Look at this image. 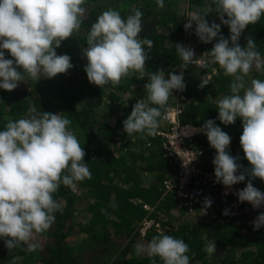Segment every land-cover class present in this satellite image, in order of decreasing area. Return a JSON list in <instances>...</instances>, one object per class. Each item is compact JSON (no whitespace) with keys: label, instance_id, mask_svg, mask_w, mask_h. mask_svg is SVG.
<instances>
[{"label":"clouds","instance_id":"1","mask_svg":"<svg viewBox=\"0 0 264 264\" xmlns=\"http://www.w3.org/2000/svg\"><path fill=\"white\" fill-rule=\"evenodd\" d=\"M85 5L86 0H0V89L11 92L26 80L52 79L68 73L74 67L71 57L58 55L56 49L81 32ZM157 5L162 9L164 0H157ZM212 12L229 27L230 40L220 35L221 24H209L206 17ZM142 17L143 13L136 8L126 18L113 8L97 17L87 31V47L82 49L87 60L84 71L90 83L104 88L109 84L118 86L135 73L143 78L155 45L153 40L140 36ZM187 17L185 30L195 24V34L201 42L216 40L208 54L225 76L233 77L231 94L217 100L218 119L224 125H233L237 119L243 122L240 145L250 167L242 171L240 158L229 151L231 136L215 120L208 119L201 129L192 131H202L216 150V182L230 189L250 177L246 187L236 194L241 203L246 201L259 209L264 205V192L252 181L264 180V80L252 79L251 86L246 87L245 77L253 66L258 71L264 68V59L254 39L248 36L246 47H241L239 40L249 25L264 17V0H212L211 5L197 8ZM175 48L185 69L195 62L194 49L182 44ZM5 52L12 58H6ZM168 77L163 70L150 74L145 85L147 103L138 100L123 121L127 135H156L160 119L166 118L164 113L169 110L173 90L186 89L183 72H171ZM201 80V88L210 83L207 76ZM28 112L26 118L8 120L0 131V238L10 251L21 245H27L29 252L40 248L36 235L49 231L56 221L54 214L63 210L54 194L61 185L74 190L77 182L91 179L92 175L84 147L69 118L38 112L35 104L29 106ZM212 203L210 198L205 199L206 208ZM228 214L225 210L224 215ZM252 223L254 230L264 227V212ZM135 251L137 255L159 257L163 264H190L188 243L169 234L153 236L146 245L137 243ZM204 251L214 254L216 244L206 245ZM17 260L19 257H13L11 264Z\"/></svg>","mask_w":264,"mask_h":264},{"label":"trees","instance_id":"2","mask_svg":"<svg viewBox=\"0 0 264 264\" xmlns=\"http://www.w3.org/2000/svg\"><path fill=\"white\" fill-rule=\"evenodd\" d=\"M211 2L212 0H187V6L182 10L178 6V0H164L165 6L162 9L158 7L157 0H86V18L83 20L81 32L74 34L75 39L84 48L87 47L88 29L103 11L113 8L125 18L131 14L133 8L143 13V31L140 36L153 40L155 45L150 52L151 58L146 63L143 78H140L139 73H135L124 78L118 86L109 84L101 88L89 82L85 71L83 75V71L75 73L70 69L68 73L59 74L52 79L42 77L36 82L39 87L34 86L35 84L22 85L21 82L11 92L0 89V131L5 129L8 120L26 118L31 104H35L38 112L62 114L71 120V128L76 131L77 137L78 133H81L78 139L84 147L85 161L92 174L91 179L81 182L88 186L90 194L94 196V200L89 201L85 198L87 201L82 200L83 203L80 204L76 190L61 185L54 194V199L62 204L63 210L54 214L55 224L47 231L53 240L44 247L29 252L26 250L27 245H21L10 251L4 239L0 238V264H11L13 257H19L16 264H81V258L87 254L82 249L86 244L93 240L105 242L114 238L117 244L121 243L119 238L124 242L127 239L128 243L119 247L111 264H153V260L155 264H163L159 257L130 254V249L136 243L142 241L146 245L153 236L161 233L183 239L188 243L190 264H264V227L254 230V226L248 225L244 219L219 222L194 218L179 224H169L170 227L163 230L155 226L157 211L164 209L170 212L176 205V200L171 195L162 197L161 189L167 172H174L175 166L163 157L162 141L157 133L155 136L135 133L139 136L133 140L134 136L127 135L123 129V121L130 115L136 101L132 105L125 104L121 107L123 101L120 99V93L131 90L133 95L130 101H133L140 94L147 93L145 85L149 82L152 72H158L164 66L165 69H172L174 66L183 65L184 61L177 54L175 45H183L187 36L197 37L195 24L190 30L186 31L184 28L188 23L187 15L197 8L211 5ZM206 19L209 24L212 22L221 24L220 35L230 40L229 27L222 24L215 12L210 13ZM248 36L256 41V49L264 59V17L245 29L239 40L241 47H246ZM215 42L217 41L205 44L198 38L197 47L205 49L208 53ZM67 43L68 40L63 41L61 47L56 49L58 55L64 53L60 49H68ZM5 56L8 59L12 58L7 52ZM208 56L211 62L205 68L212 71L213 78H209L207 73L191 72V64L187 69L183 67L186 98L181 101L182 112L179 118L182 123L192 122L197 125L204 124L208 119L215 120L216 125L231 136L230 154L240 158L238 163L243 165V171L250 167L240 145L243 122L237 119L233 125H224L218 119L217 100L231 94L230 84L233 77L225 76L223 69L213 62L209 54ZM205 76L209 78L210 83L201 88V79ZM257 76L264 77V74L260 70H254L245 77L248 87L251 86V80ZM215 95H219L217 99L213 98ZM102 104L106 105L107 111L111 110V115H117L116 124H109L100 117L97 110H101ZM118 105H120L119 109ZM149 106L157 107L151 104ZM165 123L164 118H161L158 128ZM109 131L113 137H117L114 146L96 148L99 135L107 137L105 135L109 134ZM193 139L195 145L203 149L205 166L214 169L213 159L216 150L210 146L207 136L196 135ZM135 145L141 146L142 149L134 150ZM124 149L133 155L135 161L137 158H145V162H138L140 171H155L159 181L155 182L154 178H151L150 182L145 181L147 178L144 179L140 174L145 181L141 184L140 177H137L132 170L135 166L124 162ZM249 179L250 177L246 176V180ZM144 202L153 204L155 209L146 210L143 207ZM87 210L91 213L88 216L89 222L85 223L83 219L81 220V227L87 231V235L71 243L69 237L75 226L74 219L79 217L81 211L84 213ZM110 213L116 218H112ZM148 214L155 217L152 223L154 228L145 220L144 216ZM99 219L102 222V229L98 231L91 229L90 224L96 223ZM111 224L116 229L114 237L109 231ZM208 244H216V252L212 255L204 251Z\"/></svg>","mask_w":264,"mask_h":264},{"label":"built area","instance_id":"3","mask_svg":"<svg viewBox=\"0 0 264 264\" xmlns=\"http://www.w3.org/2000/svg\"><path fill=\"white\" fill-rule=\"evenodd\" d=\"M167 108L169 110L164 113L166 123L158 128L157 135L162 141V154L175 166V171L163 180V194L171 195L189 215L213 221L239 218L254 226L252 221L260 212H264V205L255 209L246 201L241 203L236 194L246 187L248 180L233 185L230 189L222 182L217 183L214 169L204 164L203 149L194 143V136L203 132L192 130L201 129L202 126L192 122L182 123L179 118L182 107L173 104L171 100L168 101ZM189 161L191 162L188 163ZM185 163H188L187 166ZM252 183L264 192V180H253ZM206 198L213 201L211 207H205ZM145 206L149 207L148 204ZM225 210L229 212L228 215H224Z\"/></svg>","mask_w":264,"mask_h":264},{"label":"rangeland","instance_id":"4","mask_svg":"<svg viewBox=\"0 0 264 264\" xmlns=\"http://www.w3.org/2000/svg\"><path fill=\"white\" fill-rule=\"evenodd\" d=\"M178 6H180L181 9L183 10L187 6V0H178ZM197 44H198V38L197 37L187 36L185 38V40L183 41V45L185 47L192 48V49H194V52H195V57H194V61L195 62L191 63L190 70H191V72L200 73V74L207 73V76L209 78H213L212 77V75H213L212 71L210 70L211 71L210 72L209 69L205 68L206 66H209V62H211L210 59H209L208 53L206 52L205 49L197 47ZM67 45H68V49L62 48L60 50L62 52H64L63 54H67V55H69L71 57L72 63L74 65V67L72 68L73 71L75 73H80V72L83 71V75H84L85 74L84 73V68H85V65L87 64L86 58H83V56H82V49L84 47L80 46L78 41L75 39L74 35H73V37L68 39ZM165 68L166 67L164 66L163 69H162L164 71L165 78H169L168 74L171 73V72H175L176 74H180V72L184 71L183 65L174 66L172 69H170V68L165 69ZM254 70H257V69L253 66L251 72H253ZM260 71L264 74V68H261ZM183 73H185V72H183ZM254 79L264 80V77L257 76ZM36 82L37 81H34V80H26L25 82H22V85L31 86V85L35 84L34 86H38L39 87L40 85L37 84ZM245 84H246V87L249 86L248 85V81H246ZM41 85H43V84H41ZM109 89H107V90H109ZM185 90L183 92L178 91V90H173V95L170 96L169 100H171L173 104L180 105L181 101L183 102V100L186 98ZM241 91H242V94H243V90H241ZM131 95H133L131 90H128V91L120 93V99L123 101L121 107L124 106L125 104H131L132 105V103H134L135 101L137 103L138 100H141V99H143V100H145V102H147L146 101L147 93L140 94L139 97H137L133 101H130L131 100ZM218 96L219 95H215V96H213V98L217 99ZM119 108H120V105H118V109ZM97 111H98V114L100 115V117L102 119H104L105 121H107L109 124H116L117 118H118L117 115L116 114H112L111 115V110L109 109L107 111L106 105L102 104L101 110H97ZM201 126H203V124H201ZM75 133H76V131H75ZM108 133L109 134L105 135L107 137H104V135L103 136L99 135V140L96 143V148L102 147V146H107V147L111 148V147L114 146V140L117 137L116 136L113 137L111 135V131H109ZM80 134L81 133L79 132L78 133V137H79ZM203 134L204 133L199 134V135H203ZM76 135H77V133H76ZM132 136L135 137V138L133 137V140H135L137 138L136 136H139V135H135V133H134ZM136 144H138V143H136ZM140 149H142L141 146L135 145L134 150L139 151ZM123 151H124V154H125V155H123L124 158H125L124 162L128 163V164H132L133 166H135V168H133L132 170H134V174L137 177H140V174H141V176H143L144 179L147 178L145 181L150 182L151 178H154L155 182L159 181L157 179V176L155 175V171H148V172L147 171H145V172H141L140 171L139 166H138V162L139 161L145 162V158H143V159L137 158V161H135L133 155L130 154V152L128 150L125 151V149H124ZM146 152H148V150ZM155 160H157V159H155ZM172 172L173 171H168L167 172V176L170 175ZM143 178L140 177V183L141 184H143L145 182L143 180ZM256 180L260 181L259 178L255 179L254 181H256ZM146 187H148V184L146 185ZM161 189H162V187H161ZM75 190L77 192L78 202L80 204L83 203L82 200H84L85 202L87 201V200H85V198H87L89 201L90 200H94V196H92L90 194V192L88 190V186L86 184H84L83 182H77ZM165 196L166 195H164L162 193V197H165ZM146 204H148L149 207H146L145 206ZM143 207H145V209L148 210V211L149 210L152 211V210L155 209L154 205L149 203V202H144L143 203ZM87 211H85L84 213H82V211H81L79 213V217L74 219V222H75L74 225L75 226L72 229L71 235L69 237V241L71 243L79 241V239H81L82 237L87 235V231L83 230V228L81 227L82 226L81 225L82 224V222H81L82 219L84 220L85 223L89 222L90 217H88V216L91 213L89 211L88 212ZM110 214H111V216H113L112 218H116L112 213H110ZM146 216H148V217H146ZM146 216H144L145 220L149 221L150 225H152L153 228L155 226H158L161 230H163V229H165L167 227L169 228L170 227L169 224H179V223H181L183 221H191L194 218H198L197 216H193V215L187 214L182 208H180V206L178 205L177 202H176V205L171 208L170 212H167L164 209H160V210L157 211V216H156L157 220H156L155 226L152 224L153 220L155 219V217H151V215H149V214L146 215ZM96 221H97L96 223H94L92 225L90 224L89 227L91 229L95 230V231L101 230L102 229V227H101V223L102 222H100L101 219L96 220ZM216 221L223 222V221H226V220H216ZM109 231H110V233L112 232L113 237L116 235L115 226H113V225L109 226ZM121 237H122V239H124V236L121 235ZM35 239H36V241H38L40 243V247H44L46 244L50 243L53 240V237L48 232H45V233H42V234H37ZM119 239H120L119 241H121V243H119V244L116 243L117 241L115 242V238L112 239V240L111 239L110 240H106L105 242H103L101 240L90 241L88 244L85 245V248H82L85 252H87V254L84 255L81 258V264H111V260L115 258L117 250H119V247L121 245L122 246H126L127 243H128L127 239L125 240V242H124V240H121V238H119ZM140 242L142 243V241H140ZM136 245H137V243H136ZM136 245H134L130 249L131 250L130 254L136 253V251H135V246Z\"/></svg>","mask_w":264,"mask_h":264}]
</instances>
